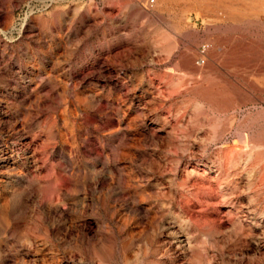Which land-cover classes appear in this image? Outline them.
Segmentation results:
<instances>
[{
    "label": "rangeland",
    "instance_id": "obj_1",
    "mask_svg": "<svg viewBox=\"0 0 264 264\" xmlns=\"http://www.w3.org/2000/svg\"><path fill=\"white\" fill-rule=\"evenodd\" d=\"M154 1L0 0V264H264V0Z\"/></svg>",
    "mask_w": 264,
    "mask_h": 264
},
{
    "label": "built area",
    "instance_id": "obj_2",
    "mask_svg": "<svg viewBox=\"0 0 264 264\" xmlns=\"http://www.w3.org/2000/svg\"><path fill=\"white\" fill-rule=\"evenodd\" d=\"M152 4L155 2L154 0H151ZM209 44H204L202 47H201V54H200V57H199V63L198 64H203V62H205V59H204V54L206 53L207 49L209 48ZM197 61V62H198Z\"/></svg>",
    "mask_w": 264,
    "mask_h": 264
},
{
    "label": "bare ground",
    "instance_id": "obj_3",
    "mask_svg": "<svg viewBox=\"0 0 264 264\" xmlns=\"http://www.w3.org/2000/svg\"><path fill=\"white\" fill-rule=\"evenodd\" d=\"M233 1H234V0H233ZM235 1H236V0H235ZM261 3H262V2H261ZM203 4H205V3H203ZM252 4H253V3H252ZM263 4H264V3H263ZM201 6H202V5H201ZM203 6H204V5H203ZM203 6H202V7H203ZM205 7H207V6H205ZM209 8H210V7H209ZM232 11H234V10H232ZM234 12H235V11H234ZM236 12H237V11H236Z\"/></svg>",
    "mask_w": 264,
    "mask_h": 264
}]
</instances>
